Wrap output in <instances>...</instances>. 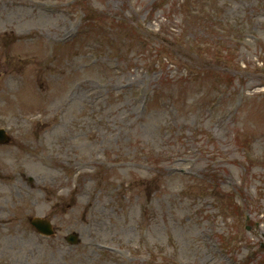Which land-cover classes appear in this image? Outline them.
Segmentation results:
<instances>
[{
    "label": "rangeland",
    "instance_id": "374dc122",
    "mask_svg": "<svg viewBox=\"0 0 264 264\" xmlns=\"http://www.w3.org/2000/svg\"><path fill=\"white\" fill-rule=\"evenodd\" d=\"M57 1L0 0V264H264V0Z\"/></svg>",
    "mask_w": 264,
    "mask_h": 264
},
{
    "label": "water",
    "instance_id": "95a60500",
    "mask_svg": "<svg viewBox=\"0 0 264 264\" xmlns=\"http://www.w3.org/2000/svg\"><path fill=\"white\" fill-rule=\"evenodd\" d=\"M3 134L0 132V140L2 139Z\"/></svg>",
    "mask_w": 264,
    "mask_h": 264
}]
</instances>
